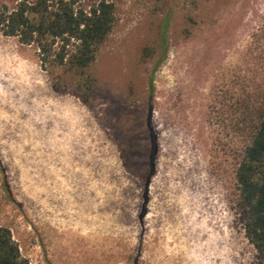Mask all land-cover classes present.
I'll list each match as a JSON object with an SVG mask.
<instances>
[{
  "label": "rangeland",
  "instance_id": "374dc122",
  "mask_svg": "<svg viewBox=\"0 0 264 264\" xmlns=\"http://www.w3.org/2000/svg\"><path fill=\"white\" fill-rule=\"evenodd\" d=\"M72 2L0 0L113 14L84 70L76 37L43 58L0 31V228L26 264H263L236 171L264 117V0Z\"/></svg>",
  "mask_w": 264,
  "mask_h": 264
},
{
  "label": "trees",
  "instance_id": "16d2710c",
  "mask_svg": "<svg viewBox=\"0 0 264 264\" xmlns=\"http://www.w3.org/2000/svg\"><path fill=\"white\" fill-rule=\"evenodd\" d=\"M74 4L75 0L72 2ZM110 8L103 3L90 16H77L70 7L63 14L43 17L39 22H34L21 5L14 12L0 14V31L6 36L19 37L23 44L36 42L43 58L49 51L41 39L47 36L76 37L81 41L80 49L69 64L84 70L93 61L95 48L103 43L111 30L113 14ZM43 63H46V59H43ZM248 138L236 178L240 204L247 221L246 233L264 264V117L251 129ZM0 264H26L11 230L4 227L0 228Z\"/></svg>",
  "mask_w": 264,
  "mask_h": 264
}]
</instances>
